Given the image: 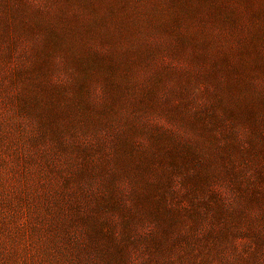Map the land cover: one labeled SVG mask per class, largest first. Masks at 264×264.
I'll return each instance as SVG.
<instances>
[{
  "label": "rangeland",
  "instance_id": "1",
  "mask_svg": "<svg viewBox=\"0 0 264 264\" xmlns=\"http://www.w3.org/2000/svg\"><path fill=\"white\" fill-rule=\"evenodd\" d=\"M68 1L66 11L79 12L95 29L110 19H91L95 9H119V19L141 20L143 9H166L167 3L61 0ZM228 3L247 14L264 9V0ZM57 9L54 0H0V264H264V153L252 155V129L232 119L198 124L205 92L199 85L187 110L192 124L132 112L126 128L144 130L117 153L125 125L110 120L98 132L83 129L81 102L68 90L72 77L61 57L46 68L47 76L22 74L30 49L12 28L35 16L60 25ZM76 32L69 55L80 47ZM248 83L241 97L259 106L264 83L260 77ZM102 96L94 88L90 104ZM157 139L164 149L154 150ZM228 146L232 157L220 160ZM174 150L182 165L161 164ZM145 155H154L146 168ZM152 210L168 218L167 251L153 246L163 221Z\"/></svg>",
  "mask_w": 264,
  "mask_h": 264
},
{
  "label": "trees",
  "instance_id": "2",
  "mask_svg": "<svg viewBox=\"0 0 264 264\" xmlns=\"http://www.w3.org/2000/svg\"><path fill=\"white\" fill-rule=\"evenodd\" d=\"M54 1L60 6L54 12L63 21L60 25L44 16H35L31 23L21 18L12 33L16 29L17 39L27 42L30 49V63L22 74L39 79L42 74L47 76L46 68L52 69L57 57L63 59L72 77L68 90L81 102L84 130L98 132L105 124L118 121L125 130L121 128L114 148L117 153L126 152L138 131L144 130L141 126L126 128L132 112L192 124L187 110L194 100L193 89L201 85L205 89L204 113L196 116L198 124L206 128L205 118L210 123L223 119L243 122L252 129V155L264 153V95L260 105L254 106L240 93L250 88L251 77H260L264 83V9H251L247 14L233 9L229 0H167L166 9H143L141 20L132 16L123 21L118 17L119 9H95L91 19L102 14L110 18L95 29L79 12L66 11L70 1L66 6L61 0ZM76 31L81 32L80 47L69 55L68 41ZM94 88L102 91L103 98L92 105L89 97ZM46 92L53 100L52 89ZM153 145L154 150L165 148L161 139ZM226 149L224 154L222 150L218 153L220 160L232 157L233 147ZM177 152L167 151L161 164L182 165L175 157ZM152 156L143 157L145 168ZM207 161L212 158L208 156ZM202 182L198 178L196 186ZM196 186L189 187L201 188ZM151 212L163 221L153 246L167 251L171 238L168 218L160 210ZM153 246H149L151 250Z\"/></svg>",
  "mask_w": 264,
  "mask_h": 264
}]
</instances>
